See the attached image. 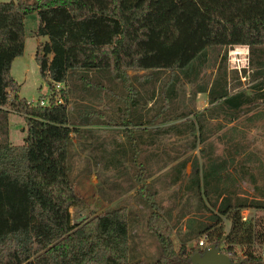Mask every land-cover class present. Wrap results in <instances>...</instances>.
I'll use <instances>...</instances> for the list:
<instances>
[{"label":"trees","instance_id":"trees-1","mask_svg":"<svg viewBox=\"0 0 264 264\" xmlns=\"http://www.w3.org/2000/svg\"><path fill=\"white\" fill-rule=\"evenodd\" d=\"M34 11L35 33L47 36L34 53L51 89L44 105L42 95L35 104L20 96V83L11 74L14 57L24 50L25 16ZM234 44L264 46V0H0V264H191L192 253L203 247L183 242L175 248L156 192L143 182L147 176L138 143L132 140L139 122L129 118V106L120 119L108 117L107 122L131 133L129 160L137 169V196L149 207L146 228L157 241L158 257L131 259L122 208L91 212L80 224L71 221L69 208L80 198L69 175L67 103L72 91L92 93L105 87L103 78L113 85L126 81L128 69H183L209 46ZM53 81L65 84L61 102L53 98ZM207 91L209 105L242 95L229 94L223 77ZM173 98L170 85L165 103ZM137 100H130L132 109ZM243 102L241 97L234 108ZM10 110L26 122L20 144L9 139ZM191 172L198 181L196 161ZM243 203L233 195L218 205L221 213L228 212L227 232L215 214L199 231H208L210 242H248L253 232L263 239L264 218L257 217L255 224L243 220ZM238 259L244 260L241 264L262 263L254 249Z\"/></svg>","mask_w":264,"mask_h":264},{"label":"rangeland","instance_id":"rangeland-1","mask_svg":"<svg viewBox=\"0 0 264 264\" xmlns=\"http://www.w3.org/2000/svg\"><path fill=\"white\" fill-rule=\"evenodd\" d=\"M25 17L26 47L12 72L22 81L19 93L35 104L39 95L47 100L51 89L32 53L38 16L34 11ZM127 75L115 85L103 78L105 87L69 96V175L80 198L69 208L71 221L80 224L91 212L122 208L131 259L154 261L159 255L157 241L146 228L149 207L137 196V169L129 160L131 133L124 125L107 122L108 117L120 119L127 106L129 118L140 125L134 124L132 140L141 143L138 159L144 161L142 171L148 177L143 182L155 189L176 249L184 241L196 244L204 232L199 229L214 221L213 214L228 229L229 218L215 204L217 189L225 197L252 202L264 218V46H209L183 69L133 68ZM222 77L229 94L242 95L213 107L207 90ZM170 85L174 98L166 104L164 92ZM106 86L111 90L105 91ZM241 97L244 102L234 108ZM133 98L138 100L132 109ZM8 123L13 143H21L26 135L23 115L10 110ZM182 160L185 188L170 180ZM192 161L202 167L200 185H189Z\"/></svg>","mask_w":264,"mask_h":264},{"label":"built area","instance_id":"built-area-1","mask_svg":"<svg viewBox=\"0 0 264 264\" xmlns=\"http://www.w3.org/2000/svg\"><path fill=\"white\" fill-rule=\"evenodd\" d=\"M64 85L65 84L63 81H53V86H54L53 98L56 102L63 101L61 95V89L64 88ZM39 102L40 104L43 105L48 104L49 97L47 98V100L41 98ZM246 213H247L246 210L240 211V216L242 219L247 218ZM256 218L257 217L254 216L251 219L254 224ZM260 235L253 232L252 238L248 242H233V241H227L225 239H221L220 241L215 243H217L220 250L225 252L232 260H238V258H243L245 257L249 249H254L261 258V262H264V237L263 239H260L258 237ZM209 243L210 241L207 232H203L202 234H200L198 240H196V244L202 246L203 248L207 247Z\"/></svg>","mask_w":264,"mask_h":264},{"label":"crops","instance_id":"crops-1","mask_svg":"<svg viewBox=\"0 0 264 264\" xmlns=\"http://www.w3.org/2000/svg\"><path fill=\"white\" fill-rule=\"evenodd\" d=\"M37 14V13H36ZM38 23V22H37ZM25 24H26V17H25ZM36 27H37V24L32 28L34 31L36 30ZM26 29V28H25ZM35 36L37 37V39H36V43H35V48H34V51L32 52L33 53V55H34V53H35V50H36V47H37V45L40 43V42H44V41H46L47 40V36L46 35H37V34H35ZM25 47H26V39H25V42H24V50H25ZM24 50H23V53L21 54V55H18V56H15L14 57V59H13V61H12V63H11V74L13 75V72H12V69H13V65H14V63H15V61L17 60V59H19L20 57H22V55L24 54ZM13 77L19 82L20 81V79L19 78H17L16 76H14L13 75ZM19 83H22V81L21 82H19ZM44 93V92H43ZM20 94V93H19ZM20 96H22L21 94H20ZM34 101H35V99H33ZM220 104H222V101L221 102H215V103H213L212 104V106L214 107V106H218V105H220ZM136 127H140V125H137ZM22 138H24V136L22 137ZM9 139H10V141H12V143H13V140L11 139V135L9 134ZM22 142H23V140H22ZM21 142V143H22ZM137 142V141H136ZM138 144H141L140 143V141L139 142H137ZM20 144V143H19ZM139 146V145H138ZM139 149V148H138ZM198 163V162H197ZM185 164H186V162H184L183 160L182 161H180V162H178V164H177V166L175 167V174L173 175V177L171 178L170 177V180H171V182L172 183H174V184H180L181 182L183 183V187L182 188H185V184L187 183V181L182 177V175H181V173H182V169H183V167L185 166ZM143 165H145V163H144V161H143ZM198 166H199V178H198V181H196L193 177H192V172H191V163H190V173H189V176H188V178H189V185L190 184H192V185H200L201 184V182H202V176H201V171H202V167H200V165H199V163H198ZM168 175V177H169V174H167ZM148 178V177H147ZM148 184L151 186V184H150V182H148ZM153 188V187H152ZM200 188V187H199ZM154 189V188H153ZM155 190V189H154ZM220 191V189H217V203H215V204H217V207H218V205H220V203H221V201H222V199L223 198H225V196H224V193H221V192H219ZM232 191V190H231ZM156 197H157V195H156ZM216 199V198H215ZM250 203L249 202H246V203H243L241 206H239V212L240 211H243V210H246L247 211V213H246V216H247V218H243V220H251L254 216L255 217H260L256 212V210H259V208L258 207H252V205H249ZM160 205L162 206V204L160 203ZM233 208V207H232ZM231 208V209H232ZM221 214H223V215H225L226 217H228V212L227 213H221ZM230 223V222H229ZM229 226H230V224H229ZM229 226H228V229H229ZM228 229L225 231V232H227L228 231ZM185 242V241H184Z\"/></svg>","mask_w":264,"mask_h":264},{"label":"water","instance_id":"water-1","mask_svg":"<svg viewBox=\"0 0 264 264\" xmlns=\"http://www.w3.org/2000/svg\"><path fill=\"white\" fill-rule=\"evenodd\" d=\"M243 261L232 260L215 242H210L201 252L195 251L191 255V264H241Z\"/></svg>","mask_w":264,"mask_h":264}]
</instances>
